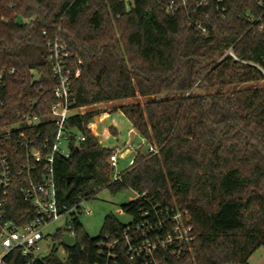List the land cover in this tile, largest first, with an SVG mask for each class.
Returning a JSON list of instances; mask_svg holds the SVG:
<instances>
[{
    "label": "trees",
    "instance_id": "obj_1",
    "mask_svg": "<svg viewBox=\"0 0 264 264\" xmlns=\"http://www.w3.org/2000/svg\"><path fill=\"white\" fill-rule=\"evenodd\" d=\"M200 3L187 0L171 15L157 0H135L131 9L124 0H0V54L15 69L1 114L3 123L13 122L31 99L51 96L56 77L48 42L63 43L73 71L81 69L71 83L74 108L147 98L119 109L148 147L138 149L121 180L113 181L109 159L116 149L103 146L95 130L107 113L72 114L67 129L85 140L72 145L69 157L55 158L59 199L72 205L105 187L145 192L188 210L194 227L192 250L164 264H247L264 247V86H236L264 80V31L250 20L261 7L258 0H224L222 18L217 0ZM230 48L238 59L226 54ZM231 85L233 93L223 91ZM21 183L18 178L12 187V209L26 205ZM141 207L138 199L123 205L133 220ZM130 223L108 215L92 237L74 217L76 241L65 245L66 264L101 260L98 242ZM65 231L55 238L62 241ZM8 260L23 264L20 257ZM122 264L136 262L123 258Z\"/></svg>",
    "mask_w": 264,
    "mask_h": 264
},
{
    "label": "built area",
    "instance_id": "obj_2",
    "mask_svg": "<svg viewBox=\"0 0 264 264\" xmlns=\"http://www.w3.org/2000/svg\"><path fill=\"white\" fill-rule=\"evenodd\" d=\"M160 7L168 14L175 15L180 4L187 0H157ZM205 0H201L202 4ZM128 9L135 0H124ZM224 0H217L220 17L225 18ZM260 15H250L254 26L264 31V0H258ZM196 27L208 36V29L202 22ZM46 33V32H45ZM48 62L51 64L56 83L51 96L41 94L29 101L28 108L16 113L14 121L3 123L1 111L5 108V88L8 76L15 72L2 63L0 54V264H10L9 258H22L23 264H52L53 257L57 264H66L68 252L64 240L46 232L53 222L67 217L65 234L76 241L73 218L82 213L83 201L68 205L57 194L54 178L56 156L69 157L72 145L85 140V136L74 129H67L66 121L77 110L71 92L73 77L81 74V69L69 64L71 54L66 46L57 41L48 42ZM226 54L238 59L232 49ZM78 61L77 64H80ZM42 82V78H35ZM41 90L44 87L41 86ZM51 128L58 132H53ZM150 152L156 149L151 146ZM122 151L118 149L110 156L112 180H121V172L114 173ZM133 159L130 161L131 166ZM127 167V168H128ZM22 179L19 192L26 205L19 210L10 206L12 187L16 179ZM141 202L140 218L132 220L121 233L106 234L99 242L101 260L94 264H122L128 258L136 264H164L168 258H179L192 250L196 239L191 216L188 210L169 204L163 205L145 192L137 193ZM90 213V211H87ZM10 215L16 218H10ZM55 239L59 245H48ZM63 242V243H61ZM63 248V252H61ZM13 256V257H12Z\"/></svg>",
    "mask_w": 264,
    "mask_h": 264
},
{
    "label": "rangeland",
    "instance_id": "obj_3",
    "mask_svg": "<svg viewBox=\"0 0 264 264\" xmlns=\"http://www.w3.org/2000/svg\"><path fill=\"white\" fill-rule=\"evenodd\" d=\"M264 86V80L258 79L253 82L236 86L237 88H255ZM235 87L225 86L223 91L233 93ZM145 97H137L114 102L99 103L89 107H82L74 113H86L94 110L105 111L107 114L96 124L95 130L101 137V143L105 147L115 148L122 151L118 161V166L114 173L122 172L128 167L130 161L134 158L136 151L140 148L147 149L146 140L139 134L135 135L133 144L130 145L131 139V122L119 109L124 104L144 103ZM113 128V129H112ZM117 131L116 133L114 132ZM138 199L136 191L127 188L118 191H112L110 188H102L97 196L93 199L85 200L81 204L82 213L79 215V221L86 233L92 237H97L102 231L106 216L113 215L122 223H129L133 216L123 209V205ZM90 211V213H87ZM67 217L50 224L46 232L54 236L59 229L66 227ZM59 245L55 239L48 241V245ZM63 252V248L60 249ZM247 264H264V247L257 249L250 257Z\"/></svg>",
    "mask_w": 264,
    "mask_h": 264
},
{
    "label": "water",
    "instance_id": "obj_4",
    "mask_svg": "<svg viewBox=\"0 0 264 264\" xmlns=\"http://www.w3.org/2000/svg\"><path fill=\"white\" fill-rule=\"evenodd\" d=\"M136 132L134 129L131 130V139H130V145L133 144L134 138H135ZM65 244H71L73 242V237L69 234H65L63 238Z\"/></svg>",
    "mask_w": 264,
    "mask_h": 264
},
{
    "label": "crops",
    "instance_id": "obj_5",
    "mask_svg": "<svg viewBox=\"0 0 264 264\" xmlns=\"http://www.w3.org/2000/svg\"><path fill=\"white\" fill-rule=\"evenodd\" d=\"M132 129V128H131ZM137 134V133H136Z\"/></svg>",
    "mask_w": 264,
    "mask_h": 264
}]
</instances>
